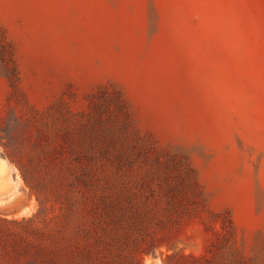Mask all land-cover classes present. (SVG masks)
<instances>
[{
    "label": "rangeland",
    "instance_id": "obj_1",
    "mask_svg": "<svg viewBox=\"0 0 264 264\" xmlns=\"http://www.w3.org/2000/svg\"><path fill=\"white\" fill-rule=\"evenodd\" d=\"M94 212L76 264H264V0H0V264Z\"/></svg>",
    "mask_w": 264,
    "mask_h": 264
},
{
    "label": "trees",
    "instance_id": "obj_2",
    "mask_svg": "<svg viewBox=\"0 0 264 264\" xmlns=\"http://www.w3.org/2000/svg\"><path fill=\"white\" fill-rule=\"evenodd\" d=\"M4 64L9 65V68L5 66L4 74L12 80L17 78L19 75L18 67L13 55L6 54ZM101 97L102 104H104L107 100V97ZM122 103L123 102L120 100L116 104L118 109L121 111L123 110ZM97 109L100 110V107ZM94 119H97V117H94ZM99 119L96 121H100ZM82 131L83 134L81 139H75L73 137L68 138L67 143L71 150H76L77 147H82L84 150L90 151V149L99 146L101 147L103 155H109V153H113L116 155V159L120 163L124 161H130L129 159H123L124 157H122L120 152L116 150L115 142L111 137H107L105 139L100 137V135L103 133L102 131H98L96 126L92 129L89 124H85L83 125ZM113 150H115V152H111ZM89 158L91 159L92 157L89 156ZM17 164L24 180L33 188L24 164L18 161ZM188 171L191 172V174L193 173L192 168H189ZM191 177L193 184H196L194 174H192ZM105 198L107 197L105 196ZM110 204H113V202H110ZM118 206L122 212L131 213L133 215L139 216L140 218L143 217L141 216L142 213L140 211L137 212V209H139V206L137 205H133L131 203L126 205L124 202H121L118 204ZM144 209L145 210L143 211V214L149 215L152 212L148 207ZM96 213L97 212H94V215H92V218L89 222H86V220L84 221L83 218H78V223L72 225L68 222H56L54 225H51V223L45 219L43 221L45 226L42 227L34 217H31L27 220H16L15 222L18 225H21L27 233L40 240V243H38L34 249L36 255L39 257V260H35V264H76V259H83L86 254L93 253L92 251L85 252V248L87 247L86 244H88L86 243L85 237L88 238V233H91L93 238L96 237L95 239L99 240L98 232L92 228V226L91 228L89 227L90 224L95 223L97 219V217H95ZM23 252L26 253L27 250L23 248Z\"/></svg>",
    "mask_w": 264,
    "mask_h": 264
}]
</instances>
